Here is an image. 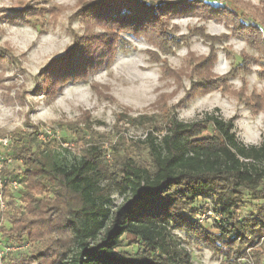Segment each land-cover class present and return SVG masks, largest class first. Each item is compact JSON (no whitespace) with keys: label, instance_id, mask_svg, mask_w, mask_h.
<instances>
[{"label":"rangeland","instance_id":"obj_1","mask_svg":"<svg viewBox=\"0 0 264 264\" xmlns=\"http://www.w3.org/2000/svg\"><path fill=\"white\" fill-rule=\"evenodd\" d=\"M98 1L0 0V135L7 137L0 141V175L2 184H10L8 194L3 192L7 210L0 243L11 249L0 257V264L35 263L28 256L45 250L49 240L57 238L47 236L30 245L25 235L21 241L2 235L25 208L21 190L26 183L19 175L22 167L9 151L15 133L36 131L37 141L50 142L65 165L74 162L80 148L95 134L92 138L110 168L123 158L149 162L147 149L136 143L145 140L152 123L161 127V118L170 107L184 123L209 116L233 119L235 136L245 147H257L264 141V109L247 104L264 99V33H258L250 21L264 23V2L260 0H155L174 6L186 3L189 11L166 18L161 34L144 26L115 28L110 41L92 45L86 64L81 62L73 69L77 75L60 81L52 97L38 94L39 72L63 56L74 37L83 39L91 33L98 39L107 31L89 20L88 12L85 17L80 15ZM211 57L210 65L203 62ZM202 78L212 87L201 88ZM84 123L89 125L86 136H77ZM118 137L123 138V145L115 150ZM14 181L19 185L15 191L11 187ZM107 184L109 181L100 186ZM111 188L108 208L114 211L122 205L123 196L114 185ZM10 200L12 205H8ZM240 200L239 216L254 213L264 204V199H252L246 193ZM213 206L210 196L198 198L191 207L196 209L193 221L211 229L220 217ZM50 216V212L45 215ZM171 235L190 254L192 264H228L186 229L172 230ZM137 247L121 250L135 254ZM256 262L264 264V249L254 246L236 264Z\"/></svg>","mask_w":264,"mask_h":264},{"label":"trees","instance_id":"obj_2","mask_svg":"<svg viewBox=\"0 0 264 264\" xmlns=\"http://www.w3.org/2000/svg\"><path fill=\"white\" fill-rule=\"evenodd\" d=\"M77 1L82 4V0ZM189 7L186 3L174 6L155 0L92 3L80 15L85 17L88 12V19L107 31L98 39L91 33L83 39L74 37L65 54L39 72L38 94L52 97L60 81L76 74L73 69L91 54L92 45L110 41L109 34L115 28L133 30L144 26L161 34L166 18L187 12ZM250 21L258 33H264L262 21ZM203 62L210 65L213 57ZM199 84L205 89L212 87L203 78ZM247 104L252 109H264V99ZM161 122V127L152 123L145 140L136 143L147 149L149 162L139 164L123 158L113 172L105 163L102 148L92 138L95 134L86 140L74 162L65 165L50 142L44 139L38 143L33 134L36 131L15 133L9 151L22 167L19 175L26 183L21 190L25 208L2 235L19 241L25 235L30 245L55 235L57 238L49 240L45 250L28 256L35 262L32 264L44 260H49L48 264H192L190 254L171 235L172 230L182 229L214 254H221L228 264L245 258L246 250L264 238V204L254 213L237 214L244 193L252 199H264V141L257 147H245L235 136L233 119L209 116L184 123L177 119L173 107L164 112ZM87 130L89 125L84 123L76 134L86 136ZM6 138L0 135V139ZM122 141L118 137L115 150L123 145ZM105 181L110 185L101 187ZM9 185L3 183L4 194H8ZM113 185L123 196V203L111 211L108 205ZM204 195L212 198L220 216L211 229L192 219L196 209L191 207ZM48 212L51 216L47 218ZM134 246H138L135 254L121 250ZM142 254L145 258H136Z\"/></svg>","mask_w":264,"mask_h":264},{"label":"built area","instance_id":"obj_3","mask_svg":"<svg viewBox=\"0 0 264 264\" xmlns=\"http://www.w3.org/2000/svg\"><path fill=\"white\" fill-rule=\"evenodd\" d=\"M40 139H44V138H40ZM0 141H5V139L0 140ZM0 143H2V142H0ZM2 145L6 146V142H5V144H2ZM0 173H1V165H0ZM11 187L13 190H16V189H18L19 185L17 184V182L14 181L11 183ZM6 210H7V203H6L4 196H3V184L1 182V175H0V229H1V222L3 220V216L6 212ZM219 219H220V217L217 218V221H219ZM0 242H1V237H0ZM257 247L259 249H264V238H261L258 241H256L255 248H257ZM10 250L11 249L8 247H2V245L0 243V257L5 255Z\"/></svg>","mask_w":264,"mask_h":264}]
</instances>
